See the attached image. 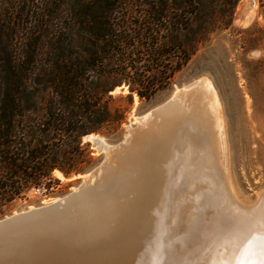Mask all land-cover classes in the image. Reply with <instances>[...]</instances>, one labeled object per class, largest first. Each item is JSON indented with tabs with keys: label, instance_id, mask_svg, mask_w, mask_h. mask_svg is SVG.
I'll use <instances>...</instances> for the list:
<instances>
[{
	"label": "trees",
	"instance_id": "1",
	"mask_svg": "<svg viewBox=\"0 0 264 264\" xmlns=\"http://www.w3.org/2000/svg\"><path fill=\"white\" fill-rule=\"evenodd\" d=\"M240 1L0 0V214L52 190L56 170L82 175V137L114 121L104 98L165 88ZM141 62L158 69L155 83L128 72Z\"/></svg>",
	"mask_w": 264,
	"mask_h": 264
},
{
	"label": "bare ground",
	"instance_id": "2",
	"mask_svg": "<svg viewBox=\"0 0 264 264\" xmlns=\"http://www.w3.org/2000/svg\"><path fill=\"white\" fill-rule=\"evenodd\" d=\"M174 99L167 109L158 112L162 120L167 118L169 123H160L157 127L156 121L157 124L153 123L155 126L151 130L165 132V138L159 150L155 152V157L158 163L163 160L164 165L167 164L162 171L164 175L167 173L169 184L166 186L167 177L165 179L158 168L159 179H153V183L144 188L145 201L141 199L143 203H140L138 200L140 204L137 205V210L133 209V204L120 201L109 210L111 217L106 221L93 222L92 218L90 222L63 224L62 229H59L60 233H63L61 238L70 242L65 246L72 244L78 247V250H69L67 254L71 261L76 260L73 264L97 263L94 261V252L89 250L92 235L100 238L110 235L114 237V241L118 238L127 241L126 238L132 231L145 233L142 248L154 255L158 247L156 229L165 220L166 238L161 242L164 244L170 239L177 250L186 245L184 254H194L191 264H252L253 261H259L264 237V203L255 213L245 214L241 212L245 205L235 199L230 190L225 173L221 113L219 114V104L211 83L205 79L198 80L178 89ZM161 107L155 112L162 109ZM143 121L144 118L140 120V125ZM179 131L187 139L184 147H177ZM148 142H142L141 146L145 149ZM95 144H98L96 147L100 149L104 146L111 147L96 141ZM152 148L155 151L158 146L153 145L150 149ZM176 152L178 155H175ZM126 181L125 178H120V184ZM166 188H169V191H166ZM222 188L226 195L222 194ZM230 197L237 206L231 204ZM205 202L218 205L214 206L216 211L205 210ZM96 206L97 211L103 213L102 204ZM252 209L253 207L244 208L248 211ZM131 216H134L133 223L129 221ZM221 219L224 222L221 223ZM54 240L57 241L58 237ZM115 248L119 251L127 250L125 245H113L111 248H105V254H98L105 257Z\"/></svg>",
	"mask_w": 264,
	"mask_h": 264
},
{
	"label": "rangeland",
	"instance_id": "3",
	"mask_svg": "<svg viewBox=\"0 0 264 264\" xmlns=\"http://www.w3.org/2000/svg\"><path fill=\"white\" fill-rule=\"evenodd\" d=\"M128 72L134 77L136 73L143 75L151 84L159 79L158 69L144 62L133 64ZM202 79L211 83L219 104L228 185L235 199L250 207L264 191V6L260 0H241L230 26L213 33L166 87L148 99L130 92L125 85L110 92L104 101L114 121L100 133L81 139L84 153L92 159L85 172L67 179L54 171L52 177L59 184L48 192L28 191L3 207L0 219L72 192L105 156L95 141L108 146L118 144L146 114L165 105L178 89ZM262 197L261 204L264 194Z\"/></svg>",
	"mask_w": 264,
	"mask_h": 264
},
{
	"label": "water",
	"instance_id": "4",
	"mask_svg": "<svg viewBox=\"0 0 264 264\" xmlns=\"http://www.w3.org/2000/svg\"><path fill=\"white\" fill-rule=\"evenodd\" d=\"M174 100V97H172L159 111H151L146 114L143 117V123L130 129L127 136L118 144L111 147H102L101 150L105 154L103 160L85 176L72 192L50 204L0 219V264H73L76 260L71 261L67 254H69V250H78V247L72 246V244L67 245L68 247L65 246L66 243L70 242L65 241L66 238L62 240L63 233H60L59 229H62L63 224L81 221L90 222L92 218H94L93 222L95 220L96 222L106 221L107 218L111 217L109 210L115 203L120 201L133 204V209L136 208L137 210V205L143 203L142 200L145 201L144 188L153 183V179L158 181V170L160 169V174L164 175L162 168L167 167V164L164 165L163 160L158 163L155 157V152L159 150V146L165 138V132L151 130L154 128L153 123H156V121L158 123H156L157 127L160 123V125L169 123L167 118L162 120L159 113L167 109V106L172 104ZM181 131L177 133L179 136L177 147L186 145L187 139ZM144 141H149L145 149L141 146ZM153 145L158 146L155 151L153 148L150 149ZM175 155H178L177 152ZM163 177L165 179L167 177V186L170 182L167 173ZM120 178H125L127 181L120 184ZM166 191H169V188H166ZM263 192L260 193L255 203L248 205L250 208L253 207L251 211L244 210L248 207L243 206L242 209L240 206L241 212L247 214L259 210ZM222 194H225L223 188ZM138 200L140 203H138ZM230 200L231 204L237 206L233 198ZM96 204L98 206L102 204L104 207L103 213L97 211ZM209 205L210 203L207 204L205 210L213 212L212 209H215L216 211V208H214L216 204L210 205L211 207ZM133 219L134 216H131L129 221L132 222ZM222 222L224 221L221 219ZM164 226H166V220L156 229L158 232V240H156L158 247L154 255H150L148 250L142 248L144 246L142 243L145 242L143 236L145 237L146 234L135 231L130 232L128 238H126L127 241L122 238L114 241V237L110 235L102 238L92 235L89 250L94 252L96 264L193 263L194 254L185 255L183 252L186 245L177 250L174 249L170 239H167L164 244L161 242L166 238ZM57 234L59 235L57 236ZM55 237H58L57 241L54 240ZM113 245L122 247L125 245L127 250L119 251L115 248L112 253L108 252L105 257L98 254L99 252L102 255L105 254L106 249L111 248Z\"/></svg>",
	"mask_w": 264,
	"mask_h": 264
},
{
	"label": "snow or ice",
	"instance_id": "5",
	"mask_svg": "<svg viewBox=\"0 0 264 264\" xmlns=\"http://www.w3.org/2000/svg\"><path fill=\"white\" fill-rule=\"evenodd\" d=\"M252 264H264V237H262L261 255L259 261H253Z\"/></svg>",
	"mask_w": 264,
	"mask_h": 264
}]
</instances>
